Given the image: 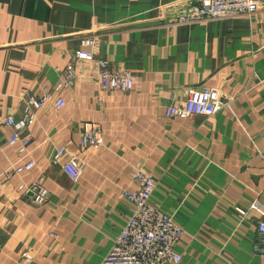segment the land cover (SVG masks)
<instances>
[{
  "label": "crops",
  "instance_id": "crops-1",
  "mask_svg": "<svg viewBox=\"0 0 264 264\" xmlns=\"http://www.w3.org/2000/svg\"><path fill=\"white\" fill-rule=\"evenodd\" d=\"M190 5L0 0V264L99 263L132 216L123 193L135 189L139 168L157 181L151 204L184 230L174 246L180 261L166 264H264L255 248L264 214V6L251 16L176 23ZM83 37L135 77L132 90L104 91L91 63L72 61ZM66 67L74 78L60 92L63 107L54 108L51 89L18 152L3 119L19 118V95L41 96ZM201 87L221 90L226 105L211 116L164 115ZM83 122L98 125V147H80ZM59 147L82 164L78 179L51 163ZM26 159L33 170L2 178ZM37 179L42 203L19 186ZM254 201L260 209L250 210Z\"/></svg>",
  "mask_w": 264,
  "mask_h": 264
},
{
  "label": "built area",
  "instance_id": "built-area-1",
  "mask_svg": "<svg viewBox=\"0 0 264 264\" xmlns=\"http://www.w3.org/2000/svg\"><path fill=\"white\" fill-rule=\"evenodd\" d=\"M264 6V0H191L187 12L180 14L176 23H192L196 21H212L227 19L234 16H251ZM82 44L86 48L75 50L72 54L74 62H88L95 68L98 83L104 91L129 92L134 87L135 77L124 69H114L108 60L99 58L95 54L96 41L93 37H83ZM74 78L73 69L66 67L64 80L54 88L44 89L41 96L32 95L27 90L19 95L21 115L15 119L8 116L3 123L13 129L10 143L20 142L18 152L25 153L31 137L28 130L35 122L36 113L47 103L52 89L55 94L54 108L63 107L64 101L60 92L71 86ZM227 103V96L217 89L209 87L188 88L182 101H174L165 106L164 115L191 117L211 116L222 109ZM80 147H98L102 142L99 127L94 122H83L81 126ZM67 156L65 161L62 158ZM51 163L60 165L66 175L72 180L78 179L83 169L78 158L72 155L66 147L56 148L51 156ZM35 160L26 159L18 166H11L2 173L6 181L26 171L33 170ZM133 182L135 189L125 191L123 197L133 204L131 217L115 239L104 258L96 264H166L177 263L181 255L175 250V244L184 235V230L177 225L172 217L163 214L158 206L151 204L150 196L156 187L157 181L141 168L137 169ZM21 189L31 193L33 201L42 203L47 198V191L37 179L32 186L19 185ZM261 205L251 202V209H260ZM245 215L248 212L243 211ZM258 228L255 248L264 250V214L256 221ZM3 245L0 243V254ZM26 261L31 255L23 251L21 254Z\"/></svg>",
  "mask_w": 264,
  "mask_h": 264
}]
</instances>
